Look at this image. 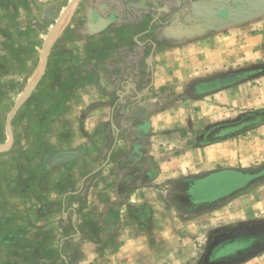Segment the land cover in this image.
I'll list each match as a JSON object with an SVG mask.
<instances>
[{
	"label": "rangeland",
	"instance_id": "obj_1",
	"mask_svg": "<svg viewBox=\"0 0 264 264\" xmlns=\"http://www.w3.org/2000/svg\"><path fill=\"white\" fill-rule=\"evenodd\" d=\"M217 1L179 0L174 17L169 11L168 18L143 26L147 34L152 31L150 37L144 33L140 42L149 38L159 43L163 55L157 88L138 107L158 112L155 131L145 141L151 163L127 172L128 176L138 174L127 197L107 189V198L114 203L104 213L88 191L76 195L82 192L84 178L105 165L114 130L82 131L87 112L76 113L83 108L82 96L66 104L54 79L64 69L60 73V68L53 67L48 71L53 77L46 78L45 60L40 79L22 99L39 58L43 62L41 54L52 56L65 27L86 30L87 17L81 9L75 12L80 0H0V264H199L214 231L264 221V180L235 192L212 210L190 213L171 200L176 188L169 183L173 179H166L177 178L180 167L189 168L186 155L180 157L189 142L191 173L218 168L253 172L264 165L262 116L257 126L196 150L201 134L211 126L264 112V74L230 77L248 80L214 96L189 94L190 84L199 80L264 65V11L229 22L216 11ZM51 40L53 44L47 46ZM143 68L150 72L151 66L144 63ZM67 79L66 86H77ZM183 132L191 136L185 133L183 139ZM167 133L174 135L164 136ZM85 135L90 139L84 141L86 146L73 145ZM99 139L102 143L97 146ZM78 149L83 157L96 160L69 162L72 158L63 168L54 166L56 154L78 153ZM146 172L158 173V182L151 183ZM103 214L108 215V223L98 227ZM248 264H264V256Z\"/></svg>",
	"mask_w": 264,
	"mask_h": 264
},
{
	"label": "crops",
	"instance_id": "obj_2",
	"mask_svg": "<svg viewBox=\"0 0 264 264\" xmlns=\"http://www.w3.org/2000/svg\"><path fill=\"white\" fill-rule=\"evenodd\" d=\"M187 1L191 2V0ZM179 4V0H80L76 5L75 12L81 9V15L87 17L85 22L87 31L83 32L78 27L69 30L66 26L57 38L58 42L53 45L52 56L49 57L48 52L46 54V78L53 77L48 75V71H51L53 67H55L54 69L60 68V73L61 69H64L65 72L58 78L54 75L55 81L60 85L59 97H63L62 99L66 100L67 104L72 99H77L79 94L82 96L79 105L81 104L83 108L76 112L80 114L87 112L85 119L82 120V131L98 134L112 129L115 132L113 147L108 153L105 165L95 170L90 178H84L82 192L76 195L81 197L89 192L88 195L93 197V203L96 202L99 205V210L101 209L104 213L114 203L107 198V189L110 187L115 191L114 195L121 194L123 197H127L129 186L134 184L138 176V174L128 176L127 172L133 171L136 167L140 168L144 163H151L147 160L150 146L147 142L145 144V141H149L150 134L155 131L154 115L157 116L158 112L144 108L138 109V107L141 100L157 88L162 69L159 66V61L163 55L159 54L161 50L159 43H154L149 38H145L143 42L140 41H142V35L144 36L146 33L143 26L158 18H168L166 13L169 11L174 17L176 10L173 9L179 8ZM100 19L109 22L102 30L96 31V25ZM94 28L95 30H93ZM150 34L146 33V37H150ZM77 35L83 36L74 39V36L77 37ZM144 63L145 65L150 64V72L144 70ZM67 74L73 75L68 77L70 81H76L72 82L77 85H75L76 87L66 86L68 77L65 76ZM75 76L76 78L80 76V78L74 80ZM219 92L207 96H214ZM137 98L142 99L136 101ZM142 124L145 126V131L140 134L137 132V128L142 127ZM185 133L183 132V139H186V134L191 136V133ZM173 135L174 133H167L164 136ZM86 138H88L86 135L78 137L79 141L73 145L86 146L84 141H90ZM91 139L94 141L93 139L96 138ZM101 143L99 139V143L95 145L98 146ZM208 147L198 145L196 150H204ZM79 149L74 159L69 162L75 159L87 163L96 160L90 155L83 157V153L81 154L82 151L80 152ZM93 154L96 156L95 153ZM185 155L189 168L183 171L180 167L177 177L188 174L185 172H191L190 142L186 144L185 154L180 157H185ZM67 163V160L60 161L54 166L60 169ZM145 169L149 168L145 166ZM145 174L149 176L151 183L158 182L160 177L158 173L155 175L146 172ZM166 179L174 178L168 176ZM119 188H122L121 193L118 191ZM139 190L140 188L136 189L134 195ZM64 203L67 201L65 200ZM114 207L117 208V204ZM100 220L98 227L106 226L108 215L103 214Z\"/></svg>",
	"mask_w": 264,
	"mask_h": 264
},
{
	"label": "flooded vegetation",
	"instance_id": "obj_3",
	"mask_svg": "<svg viewBox=\"0 0 264 264\" xmlns=\"http://www.w3.org/2000/svg\"><path fill=\"white\" fill-rule=\"evenodd\" d=\"M239 77V76H237ZM235 79H216L210 83L196 84L188 88L191 96L205 93H216L233 87ZM236 86V85H234ZM217 90V91H216ZM216 91V92H214ZM142 99V98H140ZM136 99V101L140 100ZM264 118V112L242 116L236 122L224 123L205 130L199 140L200 146H211L240 132L257 126V119ZM145 126L137 128V132L144 133ZM264 174V165L253 171ZM251 171L231 168H218L204 173H188L169 181L175 194L171 196L174 204L186 212L212 210L228 197L235 194L247 179L246 174ZM238 184V185H237ZM264 256V221H250L219 228L214 231L207 241L205 253L199 264H248L252 260Z\"/></svg>",
	"mask_w": 264,
	"mask_h": 264
},
{
	"label": "water",
	"instance_id": "obj_4",
	"mask_svg": "<svg viewBox=\"0 0 264 264\" xmlns=\"http://www.w3.org/2000/svg\"><path fill=\"white\" fill-rule=\"evenodd\" d=\"M215 9L218 13H224L225 14L224 18H226L227 21L232 22L233 20L234 21L239 20L241 17H244L245 15L248 16L251 14L254 15L256 13L263 12L264 11V0H218L215 4ZM108 22H109L108 20L100 19L98 24L96 25L97 26L96 31L102 30L108 24ZM90 28H91V25H90ZM93 30H95V28ZM46 54L47 53H44V52L41 54V59L43 60L42 70H41V73H40L39 77L37 78L35 84L33 85V87L36 85V83L38 82V80L40 79V77L42 75V71L44 68V60L46 58ZM250 73H255L256 75H254V76L264 74V65L253 66V67H250L247 69L239 70L236 72H231V73L225 74V75L220 76V77H213V78H209L206 80H199V81L195 82L191 86V88L193 86H195L196 84L210 83L216 79H219V80L222 79L223 80L226 78L235 77V76H239L242 74H250ZM246 80H248V79L234 81V83L227 85V87L241 84V83L245 82ZM216 91H214V92H216ZM29 92L27 94H25L22 99H24L29 94ZM209 94H212V93L200 94V95L195 96V97H203V96H207ZM21 100H20V102H21ZM9 119L10 118H8V122H9ZM7 130L10 132L9 127ZM76 154L77 153H73V152H60L57 155H55L56 162L72 159L76 156ZM255 173L252 172V173L246 174L245 178L247 180L244 181L243 185L241 187H238L235 190V192L245 190L249 186H251L252 184H254L260 180H264V174H255ZM72 222L73 223L75 222V215L72 218Z\"/></svg>",
	"mask_w": 264,
	"mask_h": 264
},
{
	"label": "bare ground",
	"instance_id": "obj_5",
	"mask_svg": "<svg viewBox=\"0 0 264 264\" xmlns=\"http://www.w3.org/2000/svg\"><path fill=\"white\" fill-rule=\"evenodd\" d=\"M65 25H66V22L59 26V28L56 30V32H55V34H54V36H55L54 38H56L57 36L60 35V33H61V31L63 30V28L65 27ZM53 41H54V40H51V41L48 43L47 46L52 45V44H53ZM41 62H42V61H40V58H39V63H38V65H37L36 69L34 70L33 75L31 76V80H30V82H29V84H28V86H27V88H26V90H25V93L29 92L31 86H32L33 83L35 82V79H36V76H37L38 70H39V68H40V64H41Z\"/></svg>",
	"mask_w": 264,
	"mask_h": 264
}]
</instances>
